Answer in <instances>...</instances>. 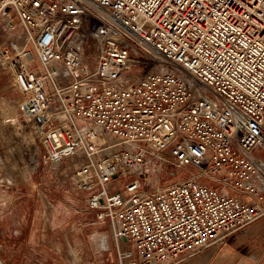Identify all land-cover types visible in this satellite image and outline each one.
Segmentation results:
<instances>
[{
	"label": "built area",
	"instance_id": "2783aa9c",
	"mask_svg": "<svg viewBox=\"0 0 264 264\" xmlns=\"http://www.w3.org/2000/svg\"><path fill=\"white\" fill-rule=\"evenodd\" d=\"M11 13L34 48L11 46L22 126L111 226L102 264H179L264 216V0H0ZM165 152L197 172L142 190Z\"/></svg>",
	"mask_w": 264,
	"mask_h": 264
},
{
	"label": "rangeland",
	"instance_id": "374dc122",
	"mask_svg": "<svg viewBox=\"0 0 264 264\" xmlns=\"http://www.w3.org/2000/svg\"><path fill=\"white\" fill-rule=\"evenodd\" d=\"M25 36L26 28L15 14L0 17V201L4 200L0 202V244L6 247L3 251L0 247V264L20 258L44 264H102L115 257L117 243L111 226L93 221L85 194L71 189L72 163L52 166L38 138L22 126L20 92L13 85L10 58L15 43L34 51ZM85 58L94 61V48L85 45ZM140 75L141 71L131 70L127 77L133 81ZM167 153L163 160L151 158L142 190L197 172L176 167ZM125 184L126 179L119 178L114 189H124Z\"/></svg>",
	"mask_w": 264,
	"mask_h": 264
},
{
	"label": "crops",
	"instance_id": "0c3cea01",
	"mask_svg": "<svg viewBox=\"0 0 264 264\" xmlns=\"http://www.w3.org/2000/svg\"><path fill=\"white\" fill-rule=\"evenodd\" d=\"M81 193L87 196L85 192ZM93 221L96 220L93 218ZM0 247L2 251L6 250L5 245L0 244ZM3 262L7 264L8 261ZM12 264H44V262L20 258ZM179 264H264V216L231 234L222 244L203 248Z\"/></svg>",
	"mask_w": 264,
	"mask_h": 264
},
{
	"label": "bare ground",
	"instance_id": "6f19581e",
	"mask_svg": "<svg viewBox=\"0 0 264 264\" xmlns=\"http://www.w3.org/2000/svg\"><path fill=\"white\" fill-rule=\"evenodd\" d=\"M16 120V119H15ZM33 159V158H32ZM35 162V165H36V161H34ZM103 240H104V246L107 244V241H106V238L104 237L103 238Z\"/></svg>",
	"mask_w": 264,
	"mask_h": 264
}]
</instances>
